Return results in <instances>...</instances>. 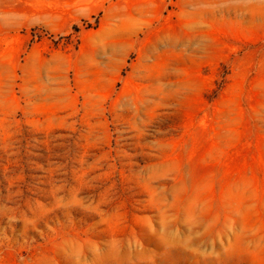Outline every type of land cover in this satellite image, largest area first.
<instances>
[{
    "label": "rangeland",
    "instance_id": "obj_1",
    "mask_svg": "<svg viewBox=\"0 0 264 264\" xmlns=\"http://www.w3.org/2000/svg\"><path fill=\"white\" fill-rule=\"evenodd\" d=\"M0 264H264V0H0Z\"/></svg>",
    "mask_w": 264,
    "mask_h": 264
}]
</instances>
